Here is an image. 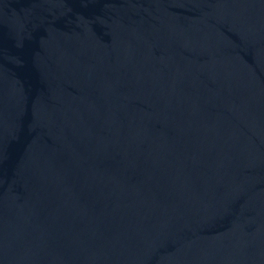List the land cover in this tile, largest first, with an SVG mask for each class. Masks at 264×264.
<instances>
[{"label": "water", "instance_id": "1", "mask_svg": "<svg viewBox=\"0 0 264 264\" xmlns=\"http://www.w3.org/2000/svg\"><path fill=\"white\" fill-rule=\"evenodd\" d=\"M0 264H264V0H0Z\"/></svg>", "mask_w": 264, "mask_h": 264}]
</instances>
